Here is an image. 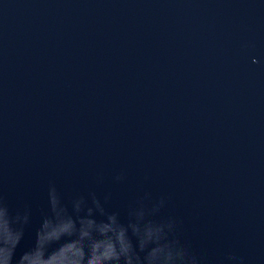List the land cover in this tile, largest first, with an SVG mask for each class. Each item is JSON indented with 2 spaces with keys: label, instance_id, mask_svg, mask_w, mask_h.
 Listing matches in <instances>:
<instances>
[{
  "label": "water",
  "instance_id": "obj_1",
  "mask_svg": "<svg viewBox=\"0 0 264 264\" xmlns=\"http://www.w3.org/2000/svg\"><path fill=\"white\" fill-rule=\"evenodd\" d=\"M0 264H264V0H0Z\"/></svg>",
  "mask_w": 264,
  "mask_h": 264
}]
</instances>
